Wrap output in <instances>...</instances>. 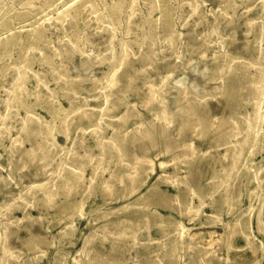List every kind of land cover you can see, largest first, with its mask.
<instances>
[{
    "label": "rangeland",
    "instance_id": "1",
    "mask_svg": "<svg viewBox=\"0 0 264 264\" xmlns=\"http://www.w3.org/2000/svg\"><path fill=\"white\" fill-rule=\"evenodd\" d=\"M260 8V0H167L165 6L159 5L157 0H0V129L5 134L0 140V204L6 198L11 200L19 195L27 198L26 201H31L33 206H26V210L40 221H34L30 231L52 241L49 246L41 244L36 250L29 251L24 246V240L28 237L24 226L29 222L20 221L15 225L19 228L18 236L10 238L20 263L55 264L57 252L64 254L65 264H74V259L79 263L91 260L93 264L94 256L109 252L118 261L123 262L122 264L131 262V257L136 254L140 261L144 258L145 251L157 250L158 247L160 252H164L169 248L167 245L158 246L157 242L163 244L166 237L160 233L161 228L156 222L182 220L189 228L188 234L194 239L197 249L195 257L199 253L202 255L207 252L205 257H209L213 264H264V138L253 147L255 152L251 167L254 173H257V179L248 180L245 162H239L229 176L230 185L227 190L231 195H237L235 204L232 201L223 203L224 189L216 187L218 190L213 191L208 184L211 174L208 157L195 159L187 165L188 163L185 164L183 158L176 156V153L170 154L175 156V165L186 166L182 167L180 175H186L189 182L197 178L195 187L206 193L205 200H215L214 207L204 206L203 214L218 209L220 218L206 224L201 223L204 221L202 215L195 222L181 218L178 213L179 201L173 197L175 188L168 182L158 186L159 190H165L169 194L168 197L165 196L166 201L164 197L161 198L162 203L158 204L150 203L151 197L135 201L138 193L146 191L160 174L157 164L162 155L153 154L156 173L148 176L145 184L131 196H123L124 192L129 190L128 181L135 176L131 165L125 166L126 163L132 162L131 159L120 160L114 156L104 158L102 165L106 170L95 177L92 186L87 190L82 214L73 219V230L66 239L57 236V231L64 223L53 224L55 208L42 206L39 201L41 192L34 193V190L29 188L39 184L43 176L33 178L31 174L35 172L36 166L30 163L26 156L21 158L19 152H16L17 145L10 143V138H17L22 140L24 148L29 147L24 133H19L18 130L30 114L41 119L58 145L49 157L53 158L49 160L47 169L52 170V166L67 152L71 139L76 137H79L83 146L94 155L100 153L91 133L93 113H89L90 118L79 120L77 111L82 109L85 97L91 106L96 104L91 96L95 92V81L107 72L111 65L106 59H99V62L89 68L82 64L83 60L96 61L97 56L104 51L107 44L106 26L113 30L110 39L113 67L125 59H135L133 64L138 66L136 54L140 50L146 51L150 43H159L162 48L158 52L162 58L158 57L147 72L137 75L136 82L141 86L140 89H130L123 94V99L134 103V110L139 111L144 120L147 121L150 117L146 109L150 99L143 102L141 96L146 89L144 82H147L148 77H154L156 70L165 75L167 66L177 68L173 77H168L166 82H170L174 76L186 74L187 79L205 87L204 92L199 89L202 99L195 107L197 115H219L221 112L216 106L219 96L217 88L214 87L217 86V76L220 73H217L216 66L212 68V61H216L217 67H227L236 60L251 62L250 58L257 52L258 47H264V24L260 23L263 20ZM10 38H13L14 43L11 47L7 46ZM164 38H171L173 41L166 45L163 43ZM220 40L222 47L217 45ZM255 41H258V44ZM63 44L65 45L62 46ZM71 47L73 50H69ZM59 51L62 53L58 54ZM174 54L181 58L175 59ZM15 68H19L24 76V91L7 112L3 100L6 98V89L10 87ZM191 69L194 71L191 72ZM39 80L43 86L37 90ZM167 100L171 103L173 99L168 96ZM97 110L99 112V109ZM125 110L121 105L114 111L116 118L111 121V125H106L103 131L105 141L112 136V127L117 125V117ZM65 118L70 120L68 139L63 130L62 120ZM132 122L130 116L126 125ZM170 128L171 136L176 138V141H181L182 136L187 135H177L175 125ZM194 144L201 150L206 149L203 142L195 141ZM83 150V147L76 149L77 153L81 154ZM10 152H13L12 157ZM166 157L168 160L169 154ZM8 158L14 162L22 159L10 175ZM88 168L84 172L85 176L89 172ZM101 180L106 181L101 185ZM258 182L260 187L256 193H252ZM211 191L213 197L210 196ZM157 192L161 194L160 191ZM180 194L182 199L184 190ZM131 202L128 207H119ZM139 202L147 205L148 213L153 215L154 220L150 223L143 225L138 221L134 210ZM249 207L251 211L247 213ZM259 209L263 210L262 230L257 226L256 216ZM154 210L158 214H155ZM237 213H243L242 218L249 219L246 231L251 238V247L246 245L243 234L233 232L230 228L225 230V223H233ZM14 216L20 218L22 211L18 209ZM137 223L141 229L137 230L138 239H134L131 230L136 228ZM129 224L132 226L128 227ZM105 225L107 228L102 231ZM113 227L125 230L126 235L123 238H111L110 231ZM90 232L91 236L86 239Z\"/></svg>",
    "mask_w": 264,
    "mask_h": 264
},
{
    "label": "bare ground",
    "instance_id": "2",
    "mask_svg": "<svg viewBox=\"0 0 264 264\" xmlns=\"http://www.w3.org/2000/svg\"><path fill=\"white\" fill-rule=\"evenodd\" d=\"M166 1L157 0L159 5L164 6ZM260 5V12L263 15V20L260 23L264 24V0H260ZM105 30L107 31V44L104 51L97 56L96 61L83 60L82 64L85 68H89L99 62V59H106L111 65L107 72L95 81V92L91 96L96 104L91 106L87 97H85L83 98L82 109L77 111L79 120L84 117L90 118L89 113H93L92 120L94 122L91 126L93 129L91 133L95 137L97 147L100 148V153L94 155L83 146L79 137H76L71 139L67 152L55 166H52V170L47 169L49 160L53 158L49 157L58 148V145L51 137L50 129L43 125L41 119L36 117L37 115L28 114L18 130L19 133H24L25 139L29 142L28 148L22 146V140L10 138L11 145H17L16 152H19V156L21 158L26 156L27 160L36 166L35 172L31 174L32 177L43 176V180L39 184H34L29 188H32L34 193H36L35 191L41 192L39 201L42 206L55 208L53 224L64 223L57 231V236L66 239L71 235L73 219L76 216H81L82 205L87 198V190L92 186L95 177L106 170L102 165V160L109 156L117 157L120 160L130 158L132 161L126 163L125 166L131 165L130 167L134 169L135 176L128 181L129 190L124 192L125 195L123 196H131L137 193L141 186L145 184L148 176L156 173L153 167V154L155 156L162 155L159 157L157 164L159 171H161L160 174L146 191L141 194L138 193L135 201L147 200L151 197L150 203H162L161 198L164 197L165 199V196L168 197L169 194L165 190H159L158 186L161 183L168 182L175 188L176 193L173 197L179 201L180 209L178 213L181 218L185 217L186 220L195 222L202 215L204 221L201 223L205 224L219 220L220 213L218 209H212L209 214H203L204 206L214 207L215 200L212 198L210 202H207L205 200L206 193L204 194L195 187L194 183L197 178L189 182L186 175H180V170L183 166L186 167L185 164L188 163L187 165H189L195 159L208 157L211 172L208 184L213 191L218 190L215 189L216 187L224 189L222 200L225 204L228 201L235 204V201H237V195H231L227 189L230 185L229 176L239 162H245L247 165L245 169L249 181L257 179V173L252 170L251 162L255 152L253 147H256L255 145L263 141L264 138V47H258L257 52L253 53L250 58L251 62L236 60L227 67L223 65L217 67L216 61H212V68L216 66L217 73H220L217 76V86L214 88H217L218 91L219 97L216 106L221 113L214 117L209 114L197 115L195 113V107L202 99V96L199 95V89H203L202 92L205 90L201 83L197 84L187 79L186 74L174 76L170 82H166L168 77H173L177 66H167L165 75L156 70L154 77H148L147 82H144L146 89L141 95L143 102L150 99V102L146 105L150 117L146 121L139 111L134 110V103L123 99V94L130 89H140L141 86L136 82L137 75L140 72H147L151 68L153 62L159 57L158 52L162 48L159 43H150L146 51L140 50L136 54V60L139 62L138 66L133 64L135 59H125L119 65L113 67V57L110 55V39L113 30L108 26L105 27ZM172 41L171 38H164L163 43L170 45ZM255 42L258 44V41ZM13 44V38H10L7 41V46L11 47ZM217 45L222 47V41H218ZM122 47L125 49L124 45ZM69 50H73V47ZM61 53L59 51L58 54ZM127 56L128 53H126ZM174 58L180 59L181 56L174 54ZM190 71L193 72L194 69ZM42 84L41 80L37 82V90L42 88ZM23 91L24 76L19 68H15L10 87L6 89V98L3 100L7 112L20 99ZM168 96L173 99L171 103L167 100ZM121 105L126 110L117 117V125L112 127V136L105 141L103 137L105 126L111 125V121L116 118L114 111ZM97 109H99V112ZM130 116H132L133 122L126 125ZM62 122L65 136L68 139L70 120L65 118ZM172 125H175L177 135L187 134L182 136L181 141H176V138L171 136L170 126ZM4 136L3 130L0 129V140ZM195 141L205 143L206 149H199L195 146ZM78 147L84 148L82 154L77 153L76 149ZM174 153L179 158H183L184 165H175V156L170 155ZM10 154V157H12L13 152H10ZM167 154L170 156L168 160ZM93 160H95L94 163ZM8 161L10 175L20 165L22 159L14 162L11 161V158H8ZM99 162L101 163L98 164ZM87 167H89V172L85 176L84 172ZM105 181L101 180L100 184L102 185ZM181 183L183 185H180ZM259 187L258 182L251 192L256 193ZM182 190L185 194L181 199L180 193ZM152 193L153 195H151ZM210 196L213 197V193ZM194 197L196 198L195 201L193 200ZM262 197L264 199V195ZM26 200L27 198L19 195L11 200L6 198L0 204V264H25L24 262L20 263L18 260V255L10 241L11 237L17 235L19 229L15 225L22 220L29 222L24 226L25 231L28 233V237L24 240L26 249L34 251L41 244H47V246L52 244V241L45 236L30 231L32 223L34 221L40 223V221L38 217H32L26 210V206H33L31 201ZM135 201L133 205H135ZM131 204L132 202L126 205L121 204L119 207H128ZM18 209L22 211L20 218L14 216V212ZM134 211L139 218L138 221L140 220L139 222L143 225L154 220L153 215L148 213V206L145 204L139 202ZM250 211L251 207H249L247 213H250ZM154 213L158 214L156 210H154ZM262 215L263 210L259 209L256 217L257 226L260 230H262ZM242 217L243 213L235 214L234 222H226L224 227L225 230L230 228L233 232L243 234L246 238V245L251 247V238L246 231L249 219L247 217L243 219ZM156 223L161 228L160 233L166 237V242L163 244L157 242L158 246L167 245L169 248L165 249L164 252H160L158 247L157 250L145 251L143 253L144 258L140 261L137 259L138 255L136 254L131 257L132 261L128 264H213L209 257H205L207 252L202 253V255L197 253L198 255L195 257L197 249L194 239L188 234L189 228L184 225L182 220H173V222L159 220ZM131 226L132 224L128 225V227ZM106 228L105 225L102 231H105ZM138 229H141V226L137 223L136 228L131 230L132 238L138 239ZM210 232L211 230H209ZM91 234L90 232L86 239H89ZM110 234L113 239L123 238L126 235L125 230L114 229V227L111 229ZM65 261L64 254L59 252L55 254V264H65ZM92 261L93 264L123 263L118 261L110 252L97 257L94 256ZM73 262L74 264H91V260H84L79 263L77 259H74Z\"/></svg>",
    "mask_w": 264,
    "mask_h": 264
}]
</instances>
